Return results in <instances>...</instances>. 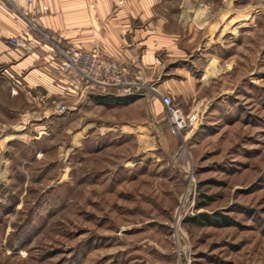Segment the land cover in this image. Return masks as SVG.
Masks as SVG:
<instances>
[{"label": "rangeland", "instance_id": "374dc122", "mask_svg": "<svg viewBox=\"0 0 264 264\" xmlns=\"http://www.w3.org/2000/svg\"><path fill=\"white\" fill-rule=\"evenodd\" d=\"M166 1L187 50L131 94L0 62V264H264V0Z\"/></svg>", "mask_w": 264, "mask_h": 264}, {"label": "crops", "instance_id": "0c3cea01", "mask_svg": "<svg viewBox=\"0 0 264 264\" xmlns=\"http://www.w3.org/2000/svg\"><path fill=\"white\" fill-rule=\"evenodd\" d=\"M182 3L185 7L188 2ZM166 4V0H36L30 5L27 0H0V62L19 58L20 69L35 68L27 77L42 75L50 90L63 93L55 83L60 59L38 46L36 34L22 17L27 10L41 29L60 38L64 46L98 48L111 59L129 64L141 59L146 68L157 69L164 62L163 54L176 58L187 50L176 26L184 31L191 27ZM11 35H23L31 51L12 48Z\"/></svg>", "mask_w": 264, "mask_h": 264}, {"label": "built area", "instance_id": "2783aa9c", "mask_svg": "<svg viewBox=\"0 0 264 264\" xmlns=\"http://www.w3.org/2000/svg\"><path fill=\"white\" fill-rule=\"evenodd\" d=\"M35 1L27 0V3L34 5ZM45 8L48 9V7ZM22 17L27 20L36 34L38 46L60 59L61 67L56 74L55 83L62 89L63 94L84 98L91 95H102L103 92L113 90L131 94L140 89L138 82L140 76L135 74V71L142 69L140 63L129 64L111 59L98 48L83 49L73 45L64 46L60 38H53L51 34L41 29L37 20L29 15V11H24ZM8 44L30 51L32 49L23 35H11ZM133 73L135 76H132ZM153 91L167 107V113L175 131L179 132L193 125L197 119L196 115L186 118L179 109L172 106V98L169 95L156 88H153Z\"/></svg>", "mask_w": 264, "mask_h": 264}, {"label": "trees", "instance_id": "16d2710c", "mask_svg": "<svg viewBox=\"0 0 264 264\" xmlns=\"http://www.w3.org/2000/svg\"><path fill=\"white\" fill-rule=\"evenodd\" d=\"M104 101H105V100H103V99L101 100V102H104Z\"/></svg>", "mask_w": 264, "mask_h": 264}]
</instances>
